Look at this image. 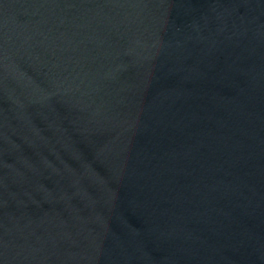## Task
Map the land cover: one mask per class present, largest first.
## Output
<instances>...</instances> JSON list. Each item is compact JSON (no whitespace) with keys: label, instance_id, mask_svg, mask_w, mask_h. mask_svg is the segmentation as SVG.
Instances as JSON below:
<instances>
[{"label":"water","instance_id":"obj_1","mask_svg":"<svg viewBox=\"0 0 264 264\" xmlns=\"http://www.w3.org/2000/svg\"><path fill=\"white\" fill-rule=\"evenodd\" d=\"M0 264H264V0H0Z\"/></svg>","mask_w":264,"mask_h":264}]
</instances>
